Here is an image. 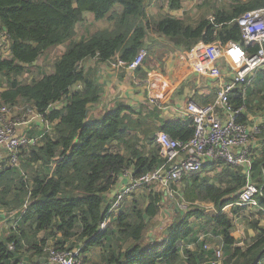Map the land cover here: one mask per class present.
Wrapping results in <instances>:
<instances>
[{"label": "trees", "instance_id": "trees-1", "mask_svg": "<svg viewBox=\"0 0 264 264\" xmlns=\"http://www.w3.org/2000/svg\"><path fill=\"white\" fill-rule=\"evenodd\" d=\"M147 1L0 0V29L8 33L10 52L8 57L0 56V76L6 83L0 91V114L2 107L31 105L45 113L51 123L49 129L39 132L44 135L36 143L24 146L23 158L20 160L19 153L17 164L0 166V207L16 210L19 215L18 230L0 240V264H21L26 248L48 254V243L56 249L80 247L84 255L101 247L108 264H213L209 260L213 250L200 244L189 246L199 242L197 228L205 218L211 222L210 230L222 237L225 258L220 264H264V227L260 219H250L248 213L254 208L237 205L246 183L244 170L223 161L219 162L228 169L217 178L218 184L199 172L184 176L180 196L189 208L167 226L161 239L147 236V232L168 196L163 189L148 186L130 194L131 199L109 216L105 229H100L111 204L107 195L121 175L133 167V176L138 177L155 169L163 158L157 145L147 154L132 141L130 131L141 118H132L131 106L119 104L101 119L88 120L89 106L101 99L102 87L81 63L93 57L100 61L119 57L130 62L151 32L183 47L185 54L200 40L241 41L237 18L246 11L264 8V0H232L227 8L215 10L214 19L204 15L193 23L170 13L151 15ZM166 1L170 10L182 8L183 0ZM86 12L106 25L76 39ZM60 44L67 47L53 62L52 71L44 69L30 81L19 78ZM178 61V65L189 67L187 61ZM257 73L255 81L264 70ZM258 90L264 100V91ZM242 94L238 86L231 96L236 109L249 105L247 92L245 98ZM57 102L62 106L54 107ZM239 120L245 122V114ZM158 129L182 141L194 134L191 119L164 121ZM149 141L154 143V136ZM114 142L123 143V150ZM252 174L261 188L255 209L264 218V146L254 156ZM197 201L212 202L215 212L207 216ZM230 204L229 212L224 211ZM234 217L249 222L256 231L245 246L236 244ZM193 219L201 222L195 224Z\"/></svg>", "mask_w": 264, "mask_h": 264}, {"label": "built area", "instance_id": "built-area-1", "mask_svg": "<svg viewBox=\"0 0 264 264\" xmlns=\"http://www.w3.org/2000/svg\"><path fill=\"white\" fill-rule=\"evenodd\" d=\"M237 22L242 30L241 41L206 43L200 40L186 53L190 68L200 75L215 79L226 72L228 80L220 84L213 102L200 104L193 99L187 102L183 115L191 119L194 126V134L189 140L174 139L166 131L158 132L157 142L163 158L162 163L151 171L133 177L115 193L107 216L100 224L101 230L108 224L109 216L117 213L124 199L137 188L156 183L165 191V196L174 195L178 192L175 187L182 178L200 172L206 160L223 161L225 164L242 167L246 183L239 194L237 205L251 208L259 206L257 195L261 188L252 178L254 156L250 151V140L253 134L261 132V125L253 124L250 127L248 123L240 121L239 116L244 114V105L238 109L234 108L231 96L240 86L243 89L242 96L245 98L248 85L255 74L264 68V8L246 11L237 18ZM6 38L8 33L5 29H0V43ZM7 42L9 43V38ZM254 47L257 49L252 50ZM148 53L147 48L143 47L130 62L116 57L115 61L109 60V63L113 68L137 70L143 65ZM151 86L153 87L152 83ZM154 101L152 99L153 103ZM4 111H7V107L1 108V112ZM29 115L25 123L45 122L47 129L50 128L51 123L45 113L32 107L29 109ZM16 125L17 123L5 121L3 118L0 124V148L8 150L9 164H17L20 149L36 143L44 135L29 137L19 134ZM182 201L180 206L186 209L188 204ZM204 247H208L207 244H204ZM223 259V250L218 248L214 249L209 260L213 264H220ZM81 262L80 247L72 249L50 247L44 264H81Z\"/></svg>", "mask_w": 264, "mask_h": 264}, {"label": "crops", "instance_id": "crops-1", "mask_svg": "<svg viewBox=\"0 0 264 264\" xmlns=\"http://www.w3.org/2000/svg\"><path fill=\"white\" fill-rule=\"evenodd\" d=\"M179 10L181 11V9ZM164 12L166 14V12L169 11L165 10ZM86 15L87 14L85 13V17ZM175 15L179 16L180 14L175 13ZM89 20L91 21V18H89ZM105 25L106 23L102 21V23L93 29V31L98 28H103ZM82 35H85L84 31L80 36ZM153 35H155V37L151 40L154 42L156 41L154 43L156 46L154 44H152L154 45L153 47L150 46L152 51L154 49L155 52L156 50H159V52L163 51L161 46H167L163 43L165 38L157 33H154ZM80 36L77 34L76 39H79ZM149 43L151 44L152 42ZM66 47V44H60L53 48L56 50V53L52 51V53L49 54V50L40 62H36V60L34 63H38L39 68L41 69L51 70V68L44 66L43 61L53 63L61 53L66 50ZM147 58L150 62H147ZM176 58L177 55L175 54L174 57L171 56L167 57V59L164 58V62L162 63L160 61H154L153 56L149 54L143 65L137 70L122 67L113 68L109 63V60L100 61L98 57L84 60L81 63V66L89 72L90 76L96 77L102 87L101 99L97 103H92L89 106L88 120L101 119L107 111L116 108L119 104L131 106L134 110L130 113L132 118H141L140 124L130 131V134L133 136L132 141H134V144L147 154L149 149L154 145L159 147L157 134L161 130L158 128L164 123V121L188 119L184 117L183 110L189 100L193 99L200 104L213 102L216 98V91L220 84L228 80V74L226 72H223L221 77L213 79L200 75L198 72L194 71L193 68L191 69L190 66L188 68L191 70L187 71L186 69L188 68L185 65H178L179 61H177ZM183 69L185 70L184 74ZM151 83L153 84V87L151 86ZM152 99L155 100V103L152 102ZM53 106L60 107L62 106V102H57ZM126 112L128 113V111ZM245 116V122L248 123L250 127H252L253 124L261 125L260 133L261 136L263 135V138L254 144L255 149H257L255 155L257 154L258 156V152H261V148L264 146V118L263 116H260L259 113L254 115L251 113H245ZM35 124L41 126L40 122ZM30 127L31 129H35L34 126ZM151 136H154L155 138L154 143L149 141V137ZM114 144L116 148L123 150V143L117 145V142H114ZM202 169L207 171L205 173H200L201 176L210 177L212 182L218 184L217 178L223 176L224 171L228 169V165L219 161L206 160ZM133 177V167H130L121 175L117 185L107 195L108 202H111L115 193L124 185L128 184ZM196 203H206L213 208L212 210H215L212 202L197 201ZM225 207L224 211L231 208L229 205H227L226 208ZM189 246H191V244H189Z\"/></svg>", "mask_w": 264, "mask_h": 264}, {"label": "rangeland", "instance_id": "rangeland-1", "mask_svg": "<svg viewBox=\"0 0 264 264\" xmlns=\"http://www.w3.org/2000/svg\"><path fill=\"white\" fill-rule=\"evenodd\" d=\"M232 0H183L182 2V8L180 10H170L168 7V2L166 0H148L146 6H148V11L151 15H154L158 17L159 15H165V10H168L169 12L166 13H172L175 15V13H179L181 17L186 18L188 21H191L193 23L199 21L204 15L207 16V18L212 19L214 18V12L216 9L228 7L230 5ZM167 8V9H166ZM86 17L82 23H80L77 27L78 36L84 33L86 34L88 31L95 29L99 24L102 23V21H95L93 20V17L91 14L86 12ZM176 16V15H175ZM91 18V21L89 20ZM105 23V22H104ZM154 32H151L147 38V41L144 45L145 48L148 50V55H152L154 61L157 62H164V58L167 59V57L175 56L177 55V61L181 60L182 62L187 61V54L184 53L183 47L175 46V44L171 43L167 39L163 42L167 46L162 45L161 49L163 51L156 50L152 51V48L150 46H154L155 42L151 40L155 37L153 35ZM163 39V38H162ZM8 38H6L2 43H0V56L2 57H8L10 55L9 52V43L7 42ZM148 42V43H147ZM149 42H152L151 44ZM154 44V45H152ZM67 46V45H66ZM156 46V45H155ZM55 48V47H53ZM51 49L49 51V54L56 53L55 49ZM46 54V53H45ZM44 56V55H43ZM41 56L38 58L36 62H40L42 58ZM149 58V57H148ZM147 62L150 60H148ZM152 59V62H153ZM44 66L51 68L45 69L47 71H52V62L48 63L46 61H43ZM44 69L39 68V64L33 63L28 67V71H26L24 74L19 76V78L22 81L25 80H32L35 77H38L40 73ZM262 70V69H260ZM264 70V68H263ZM258 74V73H257ZM256 74L254 78L252 79L251 83L247 87V102L249 101V105L246 104L244 106V114L245 113H251V114H260V116H263L264 118V100H262L263 92L259 91L258 89H261L264 91V75L261 76V79H257L255 81ZM207 81V79H206ZM6 88V83L4 77L0 76V91H3ZM7 107V111L1 112L0 114V124L2 123V118L5 121L17 123L16 129L19 134L27 135L29 137H36L38 136L39 132H41L46 127L45 122H40L41 126H37L34 123H31L32 126L35 127V129H31L30 125L25 123L30 115H29V109H31V105H23L18 104L17 106L13 107ZM34 131V132H32ZM33 135V136H32ZM35 135V136H34ZM263 135L261 136V133L253 134L251 140H250V151L252 153V156H256L255 153L257 152V149H255L254 144L255 142L262 140ZM24 147L20 149V160L23 158L24 154ZM260 154V151L258 152V155ZM4 163L9 164L10 161L8 159V150L6 148H0V166H2ZM222 163V162H221ZM207 170L201 169L199 173L206 172ZM186 177H188L186 175ZM183 184H185L184 178L176 185L175 190L179 192H175L174 195H168V198H166L165 203L162 207L161 212L153 219V223L151 224L147 236H152L154 239H161L166 234L167 226L172 223L173 221H176L180 215L185 213L188 208H182L180 206V203H182L181 190L183 188ZM148 187H153L157 190H160V186L156 183L149 185ZM143 189V188H142ZM140 189V190H142ZM131 198L128 197L124 204L127 202V200H130ZM188 204V203H187ZM189 205V204H188ZM202 208L206 210L205 214L207 216H210L214 213L215 210H212L213 208L208 206L206 203H199ZM232 205V204H231ZM232 207V206H230ZM259 207V206H258ZM257 207V208H258ZM16 211V210H15ZM8 210L6 208L0 207V240L4 237H7L11 232L18 230L16 224L18 222V212ZM229 212V210H226ZM249 216L251 220H259L261 226L264 227V218H262L258 213L257 209H252L249 211ZM18 215V216H17ZM195 224H199L201 220L193 219ZM233 222L235 224L234 226V235L237 238L236 244H241L245 246L248 242H250L252 236L255 234V230L251 227L249 222L243 220L239 217H234ZM194 225V224H193ZM211 222L209 221V218H205L202 220V225L198 229V239L199 242H192L191 246L197 247L199 244L204 245L207 244L208 247H206V250H213L222 248L223 254H225L224 247L222 244V237L218 233L215 232V230H210ZM42 234V233H41ZM51 243H48L46 247L50 248ZM107 250V249H106ZM103 249L101 247H96L86 253L85 255L82 253V262L81 264H108L107 261L103 257ZM47 251L44 250V253L42 255H39L37 253H34L33 249H24L23 250V257L21 264H44L47 259ZM225 258V256H224Z\"/></svg>", "mask_w": 264, "mask_h": 264}]
</instances>
